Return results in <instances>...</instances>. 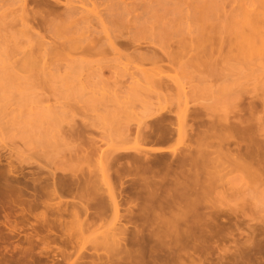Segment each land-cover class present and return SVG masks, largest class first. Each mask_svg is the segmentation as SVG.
Returning a JSON list of instances; mask_svg holds the SVG:
<instances>
[{
  "label": "rangeland",
  "instance_id": "374dc122",
  "mask_svg": "<svg viewBox=\"0 0 264 264\" xmlns=\"http://www.w3.org/2000/svg\"><path fill=\"white\" fill-rule=\"evenodd\" d=\"M4 1L5 3L7 1L9 2L5 4L4 2L2 3V0L0 1V6L5 4L0 9V17H1L0 19H2L3 16L5 18L10 17L6 15H12L11 17L15 16L17 17V19H19L21 15L20 4L15 3L13 1L11 2V0H4ZM30 1L31 2L28 5V18H30L28 20H30V22L29 21L24 22L27 27H23L25 25L21 26L20 25L21 21L18 20L15 23H13L15 24V26L17 24V28L16 27L15 29L10 28V30L8 31V34H5V37L3 36L4 32H1L2 30L0 31V36L2 37L0 38V174L5 173L8 177L10 170L13 169L14 171L18 172L17 174L18 176L15 175V178H17L19 182L25 187L24 200L27 202L32 200L33 195L35 194V190L39 189L40 186L38 185V183H42L43 185L48 184L51 187V184H52L51 181H52L53 176L59 179V178H63L67 176L68 174L74 173L79 177H86V178L90 177L91 187L94 188L95 190L87 189L83 185L82 187L75 188L71 194L63 196L64 199L62 200L60 198L62 195L60 194L55 195V196L54 195L46 196L44 199L45 203L53 199V202L51 201L49 202V204L58 203L60 201L76 204L74 208L70 209V212H65L62 215L57 214V212L54 209L45 205V206H40L37 210H32L29 213L27 212L24 220H22L23 218L17 217V220L20 223V230L13 232V233L4 232L3 234L0 235L2 237L0 238V264H72L73 261L74 263L78 262L77 259L84 255L86 256V254L95 255V253H97L96 255H100L101 258H104V256L108 257L109 254H107L106 256L105 253H107V251L109 252L113 250L114 247L112 246L115 245L112 242L113 239L111 240L108 237L109 236L113 237L114 233L121 234L122 233L121 230H125V229H122L123 227L126 226L128 232L129 233L131 232V234L134 233L138 227L139 229L142 228V232L144 231V236L147 235L146 237H149V235L151 234L153 235L155 231H152L151 233V230L153 229L156 231L159 230L158 229L159 227L158 228L156 227L158 230L154 228L155 226H158L160 224L157 221L159 224L155 225L156 222L152 220V218L154 217L150 216L147 222L142 220V222L144 221L145 223H147L146 225L144 224L145 226L143 225L144 227H146V230L143 229V227H141L142 226L141 219L138 218L140 220L139 222V220L136 217H139L138 215H141V214L143 215L144 211L146 213H149L150 211V214H152L151 212L155 207V203H156V207L157 205L159 207L160 206L159 204H164V202H166L164 199H161V196H163L164 192L166 191V190H162V187L163 189H167L170 187L171 190H173L174 184H175L174 176L177 177V175H179L178 172H180V170L177 169L179 167L178 163L185 160L186 162H188V164H190L189 158H191V156L193 157V155H195L194 154L195 152L197 155L194 156V158L195 160L197 158V163L196 162L194 164L191 163L192 167L195 164L197 165L201 164L200 166H202L205 169L201 167L202 170H199V171L208 170V168L203 166L204 164L207 167H209V169L211 167L212 168L215 167L214 163L216 161L214 159L218 156L215 154L225 153L227 150L225 147L226 146L225 144L227 143L226 141L224 142L225 139L224 138L222 139V136H219L220 131L217 128L216 129L218 130V133H217L218 139L216 137H212L211 135L210 137L209 133L208 134L206 133L209 131L208 127H210L211 125H216L217 127L219 126L220 128L221 125L223 126L224 124H226V122H229V120L233 122V119L239 116L238 112H240L239 110H241V107H243L242 104L244 103L248 104L250 103V101L251 102L255 101L257 106H260V107L262 106V102L264 103V100H262L264 99V93L262 92L264 91V89H262L264 88L263 86L264 85L263 84L264 83V77H263L264 72L262 70L264 69L262 68L264 66V63L262 62L264 61L262 60L261 62L260 55H257V56L253 55L251 57L252 60L250 58H245V57L242 58L241 55L238 54L239 52L236 51L237 49H236V46L234 45L235 40L234 39L232 40V36L230 35L228 36V34H224L223 37H221V38L225 37V40H227V42L224 41V43L220 41L221 39H218V36L217 38H214V39L210 37L212 40L207 39L208 41H205L204 39L201 40V38L204 37L203 35L207 33L205 32V30H207L206 28L209 27L208 26L209 23H207L206 21H208L209 19L205 16L208 20L204 19L205 25H207V26L204 25L206 27L204 29V32L201 31V29L199 30V28L197 29V27L195 26L200 24L199 21L201 22V20L195 22V23H198L197 25L194 24L193 21L195 20L191 16H193L196 10L194 12L192 8L195 7L197 9L196 3L198 5L199 3L201 4V2L203 1V4L205 3L207 4L205 5L202 4V7L203 9H206L205 13L209 14L207 12L208 7L211 6V3L213 4L212 2L213 0H210L211 2L209 0H201V1L200 0H188L189 2L185 0L186 3H189L191 5L190 6L191 9L190 7H188L189 10L187 9V6L189 4L187 5L184 0H180L181 2L179 0H172V4L175 1H179V2H176V4L179 3L178 8L182 7L183 9V10L178 9V11L180 10V12L178 11L176 12L182 14V11H183L184 12L183 15H185V11H186V15H187L186 17H182L183 16L182 15L181 16L182 18L181 17L177 18L178 15H176L177 20H179L180 18L181 19L184 18L183 19L184 23L183 22L181 23V19H180L179 24H182V25L186 24L187 26L184 25L183 28L187 30L190 27L189 31H185V32H187L189 38L192 39V41L189 39L188 40L193 45H190L191 43H189L188 45L193 46L192 48L194 52L186 48L188 51H190L189 54L191 56L187 57L188 53H186L185 51H184L185 52L184 54L187 55L186 57H183L179 60L178 58L183 56V54L181 56L179 55L178 57L175 56L178 59V63L179 62H181V64L183 63L182 64L183 66L184 65L188 66V62L191 65L190 67H186L187 69L186 74H189V75L191 74L190 77H186V78L183 77L184 75L182 73L181 74L183 76L179 74L180 72L178 71L180 69L183 70L184 67L180 66L181 64L180 65L178 64L180 69H176V67L174 66V64L176 63L170 64L172 59L167 58V51L170 52L174 50L172 47L170 48V46L174 47L177 44V42L182 40V37H181L182 34H180L179 36L181 38L180 39L178 38L179 41L177 38H175L177 37L175 34V31L177 30L176 31L177 33L180 32L178 29L180 28L179 26L181 25H179L178 24L179 21L177 22V20L175 19L174 12L170 14L172 15V17H170L169 15L170 19H168L167 17L168 21H170L172 18H174L176 21L174 22L173 19L171 20L175 24L173 23L174 26H168V28L169 27L171 28V29L169 28L170 30L168 29L169 31H171L173 28L175 29L176 28L175 25L177 26L178 24L177 27L179 28H176V30L172 31V34H174V36L170 35L167 29H165L167 28L166 26L168 22L167 20H166V24L162 23L160 20H157V22L160 21V23L158 22L156 24V22H154V24L157 25V27L159 26V24H162V25L165 24L166 27L160 26V28L163 27V29L166 30L165 32L169 33L165 35L166 33L163 30V32L165 33V34L163 33V35L167 37V40L170 39L171 36L173 37V39L171 37L172 41L170 39L168 40V42L163 41V40L162 42L161 41L162 38L157 36V39H156V36L153 35L151 32H149V34L147 35L149 36L152 34L155 40L152 39V35L149 36L151 38H148L147 35L141 36V33H140L141 38L138 36V38H136L137 39L136 41L140 39L141 40L138 42H134L133 38L135 39V37L131 36L133 34L132 31H134L133 29L131 30L132 27L130 28L128 32L130 34L128 38H130L131 40V38L133 37L132 46L135 45L134 43H137L136 45H141L142 48H144L142 50L143 52L144 50L149 49V47L145 46L147 44L148 46L153 48L154 51L157 50L156 52L159 51L162 53L163 57L158 52V54H160V57H162L163 59L162 61L163 63H161L162 65L158 64L157 66V65H153L155 63L152 64V62L150 61H148V63L147 61H144V62L141 60L139 61L138 58L134 56L137 59L136 60L135 58L132 57L133 56L132 53H134L133 52L134 50L124 48L126 45H130L132 42V41H129V39L127 38L128 34L127 32H125L124 28L127 29L128 31V27L132 26L135 20H134L133 14H130L129 16L126 17V19H129L127 20L129 22V25L127 21L125 23L124 19L123 21L112 19L114 20V24H113V21L111 20L110 15H108L110 13L109 8H111L109 5L111 6L113 5V2L110 3L111 2L110 0L109 2L108 1L100 2V4L96 6L91 5L93 7L90 6V4H92L91 2L85 1V5L83 6V8L86 10L94 11L96 9L97 12H100L101 14L105 15V17H107L104 23L106 27H102L101 24L96 23L97 25V26L95 25L96 27H91L88 29L79 28L80 29L79 30L75 28L78 32L75 31V29H73L74 31L73 34L74 33L75 34L73 35L72 33L71 34L69 33L68 36L66 32H71V31H67L61 28L62 29L61 31L65 33L63 34L61 32L62 33V36H61L59 34L60 30L58 32L55 30L56 32L54 31L55 33H53L52 31L54 28L49 27V26L47 27L42 24L43 20L45 19L46 20L52 19L51 21L55 23L56 20L54 18L58 17L59 14H62L63 12H65V5L67 2L66 0H30ZM112 1H115V0H112ZM117 1L118 2L124 1L126 4L136 3L139 5L144 0H130L128 2L127 0H116L114 3H118ZM149 2L150 0L147 3ZM208 2H209V6L207 7L206 5H208ZM143 4H145V2ZM192 5L194 7H192ZM199 6L201 5H198V7ZM232 6L233 5L231 3L230 5H229V2L227 3L226 8H228L227 9L228 14L232 12L233 10ZM234 7L236 8V6ZM200 8H198L197 10H201ZM3 12L4 13L6 12V13L4 14ZM50 16L51 17L53 16L54 18H51ZM187 17H189V20H187ZM211 18H210L211 20H209L210 24L212 23L211 25H214L215 23L213 24V17ZM185 19L189 22H187ZM131 21H134V22L131 23ZM116 22H119L121 26H118L117 28L118 23ZM121 22H124V24L128 26H124L123 23ZM171 24L172 22L170 23V25ZM155 25H154V28L158 29L159 27L157 28L155 27ZM168 25H169V22H168ZM11 27H14V26L12 25ZM120 27L123 29V30L122 29L120 30L121 32H123V35L120 31H118ZM24 28H28L29 30L28 33L32 35V37H29L30 40L28 39L29 42L28 40H25L28 37L24 38L23 36H21V34L18 33L19 31L21 32V30L23 32ZM133 28H135L134 25H133ZM209 28L208 30H211L212 26ZM12 30L18 31L16 33L19 34V39L15 38V36L16 37L18 36L16 34H14V36L9 35L13 33ZM24 30H25L24 31L25 33L27 29H24ZM180 30H182V28H180ZM185 32L183 30V33ZM211 32L213 33V28ZM212 33L211 35L207 33V35L213 37L215 34L214 33L212 34ZM124 34L126 35V37H122V36H125ZM36 35L39 36V38L41 37L43 41L47 42V44L54 45L58 43L59 45L61 41V45L64 44V47L66 48L62 46L63 48L60 49L62 51L58 50V53L62 52L61 54L60 53L59 55L55 54L54 57L48 56L49 58L46 57L43 60L44 65H47L45 64L46 61L48 63L47 66H49L48 67L49 69L46 70L47 72H45V70L43 71L42 69H40L41 70L39 71L40 73L38 71L35 73L33 70H29V69L28 70L30 72L27 73L26 72L28 71L27 69H24L23 70L24 72H23L22 71L23 66L21 67L20 64H18V62L23 60V57L25 56V55L23 56V54L26 53L25 49H30L29 46H31L33 41H35L34 43H36L37 41L36 39H38ZM69 35H72L71 40H70ZM133 35H137V33ZM207 35L206 37H208ZM159 36H161V34ZM183 36L185 37L187 36V34L185 33V35L183 34ZM188 36L186 38H188ZM57 37H59V39L60 37H62L63 40L62 38L59 40L57 39ZM144 37L145 39H143ZM65 38H66V41L64 40ZM73 38L75 41L73 40ZM75 38L80 41L76 40ZM97 38L98 40L100 39L103 42L101 41L99 42ZM159 38L162 44H160V42L158 41ZM186 38H184V40ZM92 39L93 40L96 39L98 43H102V44H100V46L97 48H91L88 45H89V41H93ZM228 39L231 40L232 42L228 41ZM72 41L76 43V44L74 43L75 47H73V43L72 44L70 43ZM185 41L184 43L186 44ZM26 42H28L29 44L28 43L26 44ZM66 42L71 44V46ZM158 42L160 46L158 45ZM165 42H167V44L169 43L167 46H169L170 49L167 48V46H165L164 44ZM219 42L222 43V47L225 46L224 50H220L221 45L219 44L221 43ZM115 43H118V46L120 48L119 51H116L113 48V45ZM203 43L207 44V49L206 47L204 48L206 50L209 49L208 50L209 52L205 51L204 48H203L204 51L203 50L201 51V49H198V52H196L195 48L199 46L203 47V45H201ZM79 44L80 45L82 44V45L80 46ZM12 46L13 47L15 46L16 50L15 49L13 50ZM23 46L26 48L24 49ZM234 46L236 50L232 49V47L234 48ZM164 47L169 50L165 51L166 49H164ZM68 48L69 49L72 48V49L69 50ZM230 50L231 51L233 50L232 52L234 53V55H232L233 53L231 54ZM234 50L236 52H234ZM199 51L202 53L205 52V55L207 54L206 52H208V54L209 53L211 54L213 52L214 54L212 53V55L209 54L206 56H203L204 54H202L200 55L201 57L203 56L201 58L200 56L197 55L198 53H200ZM235 54L236 55L238 54L239 56L236 57ZM196 55L198 57H196ZM58 56H61V57L58 58ZM164 56L166 57L164 58ZM192 57L193 58L195 57V59L194 61L192 60L191 62L190 61L191 59L189 58H192ZM239 57H241L242 59ZM52 58L54 59L53 60L54 63L51 64ZM256 59L259 61H256ZM254 60L256 61V63ZM139 62H141L140 64L142 65H140ZM17 64L20 66L19 68H17L18 67ZM149 64L155 67L153 66L150 67ZM52 65L54 66L52 67ZM251 65L252 66L254 65V66L251 67ZM47 66L45 68H47ZM159 66L160 67L163 66V68L166 67L167 70L165 69V71H167V73L164 71L163 68H160ZM137 69L145 70L146 72L150 74L161 73L162 76L166 78L168 77V80L170 79L169 76L171 77V80L172 78L177 79L179 84L180 83L182 84L181 87H183V90L185 92L184 96H186L184 98L186 99L181 98L182 99L181 100L180 97H183V96H179L178 97L179 99H177L178 102L180 103L179 104L175 100L176 99L175 97L177 96H175L174 99L172 96H170L173 99L171 101L170 100L171 98L168 96L170 95L168 92L162 89L163 90V94H162V93H159V92H162L161 90L156 91L153 88L152 89L156 92H152L153 90H148L151 92V93L148 92L149 95H147V93L145 92L143 94L144 95L146 94V95L143 96L142 93L140 92L141 93L140 95L146 98H143L141 96H139L140 98L138 99L132 98L134 96H132L131 94L134 95V92H136L135 90H133V88L139 89V86L137 87L136 85L135 86L132 85V83H130L132 82L131 79H129L130 77L124 78L125 77L124 75L130 76L131 74H133V71L136 70L137 72ZM161 70L165 72L166 74L165 73L163 74ZM252 72L254 73L253 75H255L254 77H252L253 75L251 76ZM258 74H262V76ZM96 76L97 78L98 76L100 78L95 79ZM101 77H103L104 79L101 80ZM110 78H115L114 80L116 81L120 79V81L119 80L118 81L122 82L123 85L121 87L119 85L120 88L119 87L117 88V86L112 84L114 80L113 79L111 80ZM104 80H106V82L109 80L108 82L111 84L109 85V83L108 84L104 83L103 82ZM122 80H125V81H122ZM256 80L259 82H257ZM99 81L101 83H99ZM124 82L126 84H124ZM179 84H176V85L173 84V85L177 87V85ZM261 84H262V87H261ZM181 87L179 85L177 89H179L180 91ZM130 88H132L131 90L133 91V93H131L132 91L130 92L129 90ZM140 91H143V90H140ZM144 91H147V90H144ZM180 93H182V91ZM137 94H135V96ZM260 95L261 96L263 95L262 96L263 98ZM114 96H117L118 98ZM148 97L150 98L147 99ZM108 99L111 100V103L109 102ZM115 99H119V100L116 101ZM139 99H143V100H139ZM143 102H145V104ZM186 102L187 104L185 105ZM181 108L182 110L185 108L184 111H182ZM258 109L260 108L258 107ZM186 110L188 111L186 113L187 114L186 121L188 118L190 119L187 121V123L189 121L192 122V117L196 116L194 115V116H191V118L189 117V115H192V111L194 112V114H197L199 118H201V120H203L202 122L204 123V125L201 122H199L200 124L198 125V127H200L201 124L203 125L202 127H200L201 130L197 128V124H196L195 127L197 128V130L191 131L193 130L191 128L190 131L188 132L189 126L191 123L188 124V130L184 128L182 116L185 114ZM180 113L182 114L181 116L179 115ZM235 114H238V115H235ZM260 117L262 118V115H260ZM163 119H166L167 121L169 120L168 122L166 121L167 125L169 126L172 125L171 131H172L173 136L171 135L170 137V139L172 140L168 141L166 144L163 143L161 145L160 144L161 142L160 143L158 142L159 143L158 144L154 142V140L152 139L151 140L153 142L149 140L150 141L149 144L147 143L148 141L145 142L144 144V142L142 141L143 138L138 139L140 135V131L141 133L142 132L147 133V135L149 136L151 133L150 127L152 128L153 123L159 120H163ZM257 122H259V120ZM260 124L261 125L257 124L259 127L258 126L256 127L258 128V130L260 128L259 139L261 138L263 140L262 144L264 145V120H262ZM147 125H150V126H147ZM255 125H256V121H255ZM192 132H194V134H192ZM197 134L199 135L197 136ZM140 136H142V134ZM139 141H141V144L139 143ZM192 146L196 147V148L193 147V151L191 150L192 148L190 149V147ZM94 147H96V149L98 148L97 153ZM197 147L198 149H200V151L202 150L204 151L202 152L198 151ZM158 148H162L165 151L161 153H156L155 151ZM227 148H230V147L227 146ZM233 148L235 147L233 146ZM99 149L101 151H99ZM189 149L191 150V153L193 152L192 154H190L187 151ZM136 150H142V152L145 151V153L142 154L141 152V154L143 155V157H145L150 162V169L145 167L146 168L145 170V168L142 167L139 170L132 165L128 157H130V155L131 157L135 155L140 156V153H139L140 151H138L137 154H135ZM85 151L88 154L90 153L91 154L88 155L86 154ZM100 152H102V154H105L106 157L108 155L112 157H120V154H122L121 155L122 157H120V160L122 161H120L121 163L119 162L120 165L119 163L118 164L116 163L117 165H113L107 159H105L106 157H104V160H100L98 158L99 157L98 153ZM204 152L208 153L207 155H209L210 153L212 159L213 157L215 158L213 160L211 159L209 160L210 156H208V160L207 159L205 160V158H207L206 157L207 155ZM83 153H85L86 155ZM110 153L115 156L111 155ZM212 153L215 156H212ZM145 154L146 156L147 155H150V156L146 157ZM184 154H185V157H184ZM87 155L91 157L89 158V160H87L88 157H85ZM187 155L188 156L191 155V156L188 158L186 157ZM198 155H199V158L202 156L203 160L202 158L199 159ZM161 158L164 159L165 163L163 162ZM194 158L192 159V161L194 160ZM125 159L126 161L129 160L130 162L127 161L128 162L127 163ZM157 160L160 162V163L158 162L160 166H161V163L165 165V166L162 165L161 167L162 169L158 167L159 165L158 166L154 165L155 163L157 164ZM171 161L172 163L176 162L175 165L173 164L174 167L171 166L172 165ZM208 161L210 163H207ZM167 164H169L168 165L169 169L166 166ZM176 164H177V167H176ZM188 164L185 163V167L188 166L187 169L189 170L190 166ZM163 167L166 169H163ZM175 168H176V171L173 170ZM141 169L145 171H142ZM118 170H120L121 180H119V175L117 174ZM137 170H139L140 172L138 173ZM238 172H236L237 174L235 173L236 175L232 174L235 177L232 175L229 176L230 178L233 177L232 179L227 178L229 182L233 181L232 184L231 182L230 184L227 183L228 180H225L226 184L229 185V187H227V185L224 184L225 186L224 189L226 190L223 192H227L228 190L227 188L232 189L234 187L232 191L231 190L229 191L230 198L228 197V195L226 196L224 195L225 197L223 196L224 198L222 197V199H220L221 197L218 194H221L222 189L218 190L219 191V192L217 191L218 194L214 193L212 198L210 197L211 198L209 199L210 201L209 202L207 201L206 203L208 205L209 204L211 205L212 200H214L215 202L213 201V204L215 205L217 204V206L219 207L216 208V207H211L213 205L211 206L209 205V207H211L210 209H208L210 210L209 212L208 210H204V208H201L200 210H198L197 207L193 208L192 206L191 207L187 206V208H190L189 210L186 207L183 209H181L180 207L181 210L177 211L178 209L177 204H172L176 208V211H174L173 207L168 208L169 206H171V204H169V206H168V203L164 204L163 208H166L165 206H167L168 209H172V211L169 210L171 213H168V209L166 210L167 213L169 214V215L166 214L168 216V217L166 216L167 217L166 219L170 221V222L166 221L168 222L167 224H169V226H171L172 228L173 221L175 222L174 224H176L177 222L175 217L174 219L172 218L173 216L172 214L173 213L176 215L178 214L177 218L179 217V214H181L180 217H182L183 210L186 212V215H187L186 216L185 212H183L184 217H188V220H190L189 218L199 219V216H200L199 213H202L203 215V214H207L208 212L210 215V213L212 212L211 215H215L216 213L219 214L218 215L219 217L216 216L217 214L214 216V218L218 217V219L214 221V224L216 223L217 220L219 221L220 219L219 221L221 223L220 225L223 226V228H221L222 231H224V226L227 227V224L230 226V228L229 226L227 228L225 227L226 229L224 232H230L231 230H233L232 232H234L235 231L234 223L238 221L239 228H238V231L236 230V232L234 233L236 235L235 238L240 239L241 242L244 243V241H246L244 239L247 238V235L248 234L252 235L254 234L253 232H255V236L254 235L252 236L255 237V239L257 237L256 240L262 239L264 242V234H263L264 232V186H263L264 178H262L263 180H261L260 182L258 180H254L253 178L251 179H247V177L244 178L241 176L242 175L241 173L243 172L241 171H238ZM10 175L14 177L13 174L10 173ZM165 176H166V179H165ZM13 177L12 179L17 181ZM162 178L164 179V181H162ZM148 179H151L152 184L149 183ZM167 179H169L168 183H167ZM37 181L39 182L37 183ZM160 182H164V183L161 184ZM172 182H173V185H172ZM2 183H3V180L0 181V185ZM121 183H123V185ZM166 183L169 186H167ZM142 186L144 187L141 188ZM243 186H246V187H244L243 189ZM152 188L153 190L156 189L155 194H154V191L151 192ZM160 188H161V191L163 192L162 194L160 192L158 194L157 192L160 190ZM109 189H113L115 192L116 191L121 192V190L123 189L122 191L124 192L125 196L127 197L131 196L130 200H128L127 202L122 201V199L120 198L122 206L120 207V210H119L120 213L118 214V216L109 207L111 206L110 203L108 205V199L110 201L109 195H107ZM175 189L171 193H169L173 196L172 197H170L171 195L168 196L170 197L169 201L171 203H173L172 200L176 199V195H174ZM136 192L137 193L143 192V197H142V193H140V196L138 197L139 193L137 195ZM168 192L170 191L168 190ZM244 193H247V194H244ZM2 194H3V191H2V187L0 186V204L8 203L9 198L6 197L5 199H3ZM153 194L154 196L157 195V197L154 198V196H151ZM144 195H145L146 200L144 199ZM222 195L223 193L221 194V196ZM104 197L106 198V200ZM99 198L100 199L103 198L102 200L103 202H105L103 204H106L108 208H106L104 212L97 215L96 217L89 218L88 215L93 214L95 210L91 208L87 212L89 214H87L84 210V207L86 203H91L94 205V202ZM157 198H159L160 200H158ZM177 198H179V196H177ZM225 198L227 201L225 200ZM224 201L225 203H227V205H224L223 203ZM206 203L204 202V204H202L204 205L203 207H205V205L207 206ZM150 207H153V209H151ZM220 207L224 213H222V210H219ZM238 207H240V209H238ZM229 208H231L230 209L231 211L229 210ZM234 208H236L238 211L237 210L235 211ZM129 209L132 210L131 213L136 218V219L134 218L135 221H132V223H129V219L126 220L125 218V216L129 217V213H128ZM211 209L214 211H212ZM202 211L205 213H203ZM194 212L197 214H195ZM213 212L215 213L213 214ZM226 212H229V213L232 212V213L229 214ZM234 212L235 214L237 213L236 216L233 215ZM184 217L182 218L186 220V218ZM233 217H236L239 220H236V218L233 219ZM164 219H165V216H164ZM196 219L192 221H197ZM165 220H164V223H166ZM179 220L181 219H178V221ZM188 220L186 221L188 222ZM210 220L211 219L209 218V220L206 221L208 226L210 222L212 223V220L211 221ZM192 221H189V222H192ZM218 221L216 223V226L219 223ZM136 223L139 224V226H137ZM223 223L226 225H224ZM153 224H154V227H153ZM167 224L166 226H168ZM174 224H173V230L177 226ZM147 225L149 227H147ZM161 225H164L165 227V224H161ZM209 227H210L209 231L215 233L216 230L219 231V228L221 226L215 227V225H212V226L210 225ZM258 230L262 231L263 235H261V233ZM101 235H105V236L108 235V237H105V236L103 237ZM108 242H112L111 245ZM107 243H108L107 246H110V247H107V246L105 247V244ZM232 244L233 243L229 242L225 244V246L228 249L231 248V250H234L236 246ZM216 245L217 244H214L213 246H216ZM221 245L220 247H222ZM130 248L132 249V246H130ZM135 249H138V247H136ZM87 260L88 261L90 260V262L93 261L91 259H86V261ZM104 260L107 261V259H103V261ZM83 263L85 262L83 261ZM187 264H190V263H187Z\"/></svg>",
  "mask_w": 264,
  "mask_h": 264
},
{
  "label": "bare ground",
  "instance_id": "6f19581e",
  "mask_svg": "<svg viewBox=\"0 0 264 264\" xmlns=\"http://www.w3.org/2000/svg\"><path fill=\"white\" fill-rule=\"evenodd\" d=\"M1 1V0H0ZM15 2V3H18V4H20V6H21V15H20V18L19 19H17V17H15V16H13V17H11L12 15H6V16H10V17H4L3 16V18L2 19H0V31L1 32H4V37H5V34H8V31L10 30V28L11 29H15V27L17 28V24H16V26H15V24H13V23H15L16 21H21V26L22 25H25V23L24 22H27V21H29L30 22V20H28V19H30V18H28V5H29V3L31 2L30 0H11V2ZM67 2H66V5H65V12H63L62 14H59L58 15V17H56V18H54L53 16L51 17V18H54L55 20H56V24L55 23H53L51 20H43V22H42V24L44 25V26H49V27H52V28H54L53 29V33H55L56 31L58 32L59 30V34L62 36V33H63V31H61L62 29L61 28H63V29H65V30H67V31H71V32H66L67 33V36H68V34L70 33H72L73 34V29H75V28H77V29H79V28H86V29H88V28H91V27H96L97 25H96V23H98V24H101V26L102 27H106L105 26V20H106V18L107 17H105V15H103V14H101L100 12H97L96 11V9L94 10V11H89V10H86V9H84L83 8V6L85 5V1H88V2H91L92 4H90V6L91 5H93V6H96V5H98V4H100V2H105V1H108L109 2V0H66ZM111 2L110 3H112L113 2V5L111 6V5H109L111 8H109L110 9V13L108 14V15H110V18H111V20L112 19H115V20H121V21H123V19L125 20V23H126V21L127 20H129V19H126V17L127 16H129L130 14H133V17H134V20H135V22L134 21H131V23H136V24H134L133 23V25L135 26V28H133V25L132 26H129L128 27V31H127V29H125L124 28V30H125V32H127V38L129 37V30H130V28H131V30L133 29L134 31H136V32H134V31H132V33L133 34H135V33H137V35H131V36H134L135 37V39L133 38V40H134V42H138V41H140V40H138V41H136L137 39L136 38H138V36L141 38V36H144V35H147V34H149V32H151L153 35H155L156 36V39H157V36L158 37H160V38H162L161 39V41L163 40V41H167L168 42V40H170L171 39V37H170V39H168L167 40V37H165V35H167V34H169L170 33V35H173L174 36V34H172V31H174V30H176V28H182V30H180V28L178 29L180 32H176L175 31V34H176V36L177 37H175V38H181L182 37V40H180L179 41V39H178V41L179 42H177V44L173 47V46H170V48L172 47L174 50L173 51H167V50H169L170 48H169V46H167L168 44H167V42H165L164 44H165V46H167V48H169V49H167V48H165L164 47V49H166L165 51H167V58H169V59H172V61L171 62H173V63H171L170 62V64H174V63H176V64H174V66L176 67V69H180V67L178 66V64L180 65L181 64V62H179L178 63V59L180 60L181 58H183V57H186L187 55V57H189V56H191L190 54H189V52L190 51H193V46H190V45H193L189 40H191L192 41V39H190L189 38V36H188V33L187 32H185V31H189V28H188V30L187 29H185V28H183V26L184 25H186V24H184V25H182V24H179L180 23V19L182 18V17H186L187 15H186V11H185V15H183L184 14V12L182 11V14H180V13H178V12H180V10L178 11V9H182V7H179L178 8V6H179V3H177L176 4V2H179V1H175V2H173V4H172V0L169 2L168 0H150V2L149 3H147L149 0H144L141 4H136V3H130V4H126L124 1H120V2H118V3H114L115 1H112V0H110ZM128 1H130V0H127V2ZM185 1V0H184ZM183 1V2H184ZM201 1V0H200ZM199 1V2H200ZM210 1V0H209ZM5 3V1L4 0H2V3ZM7 2H9V1H7ZM6 2V3H7ZM145 2V4H143ZM181 2V1H180ZM187 2H189L188 0H187ZM196 2H198V1H196ZM211 2V1H210ZM213 2V4L211 3V6H209V2H208V5H206L207 7H208V13L209 14H206L205 13V10L206 9H203V7H202V4H203V1L201 2V4L199 3L198 5H201V6H199L198 7V5H197V3H196V7H197V9L198 8H200L201 10H197L193 5H192V7H194V8H192L193 10H194V12H195V10H196V12L194 13V12H192V13H194L193 14V16H191L195 21H193L194 22V24H198V23H195V22H197V21H199V20H201V22L199 21V23L201 24H198L197 26H195V27H197V29L199 28V30L201 29V31H203L204 32V29L206 28L205 26H207V25H205V22H204V19L206 20L207 18L209 19V20H211L212 18L211 17H213V24L214 25H211L210 24V21L208 20V21H206L207 23H209L208 24V26L209 27H211L212 26V28H213V33L215 34L213 37L212 36H208L207 35V33L208 34H210L211 35V30H212V28H211V30H208V28L209 27H207L206 29L208 30H205V32H207L206 34H204L203 36V38H201V40L202 39H204L205 41H208V40H210L211 38H217V36H218V39H221L220 41L222 42V43H224V41H226L227 42V40H225V37L224 38H221V37H223V35L224 34H228V36L230 35V36H232V40L234 39L235 40V43H234V45L236 46V49H235V46H234V48L232 47V49H235L236 51H238L239 53L238 54H240L241 55V57L243 58V57H245V58H250L251 59V57L253 56V55H260L259 57H260V60H261V62H262V60L264 61V0H213L212 1ZM229 2V5H230V3L233 5L232 7H233V10H232V12L230 13V14H228V11H227V9L228 8H226V6H227V3ZM5 3V4H6ZM87 3V2H86ZM185 3H186V1H185ZM184 3V4H185ZM4 4V5H5ZM181 4V3H180ZM183 4V3H182ZM187 5L189 4V3H186ZM205 4H207V3H205ZM205 4H203V5H205ZM4 5H1L0 6V9H1V7H3ZM80 5V6H79ZM93 6H91V7H93ZM108 6V7H109ZM180 6H182V5H180ZM191 5L189 4L188 6H187V9H188V7H190ZM234 6H236V8L234 7ZM186 7V6H185ZM206 7V8H207ZM5 8V7H4ZM3 8V9H4ZM235 8V9H234ZM98 9H99V7H98ZM190 9H191V7H190ZM183 10V9H182ZM189 10V9H188ZM193 10H191V11H193ZM108 11V10H107ZM176 11H178V12H176ZM227 11V12H226ZM174 12V16H175V19H176V15H178L177 16V18H179V17H181L182 15V17L179 19V20H177V22H178V24L179 25H181V26H179V27H177L178 26V24H177V26L175 25V29L173 28L171 31H169L170 29L168 28V26H174V22H176L175 21V19L174 18H172L173 20H174V22L173 21H168L167 20V17H168V19H170L169 18V15L170 14H172ZM4 13V12H3ZM6 13V12H5ZM4 13V14H5ZM19 13V14H20ZM176 13V14H175ZM136 14H138V15H136ZM180 14V15H179ZM187 14H188V12H187ZM135 15V16H134ZM207 18H206V17ZM170 17H172V15H170ZM1 18V17H0ZM128 18H130V17H128ZM211 18V19H210ZM184 19V18H183ZM183 19H181V23L184 21ZM58 20V21H57ZM157 20H160L162 23H165L166 24V20L169 22V25H168V22H167V24H166V26H167V28H165V29H167V31L169 32H165L166 30L165 29H163V27L165 26V24L164 25H162V24H159V28L157 27V25H155L154 24V22H156V24L159 22L160 23V21H158L157 22ZM163 20V21H162ZM186 20V19H185ZM187 20H189V17H187ZM186 20V21H187ZM54 21V20H53ZM113 21V24H114V20H112ZM111 21V22H112ZM215 21V22H214ZM28 22V23H29ZM128 22V21H127ZM172 22V24L170 25V23ZM187 22H189V21H187ZM116 23H118V25H117V28H118V26H121V24L119 23V22H116ZM121 23H123V25L124 26H128L129 25V22H128V25H126V24H124V22H121ZM174 23V24H173ZM184 23V22H183ZM204 23V24H203ZM111 24V23H110ZM188 24V23H187ZM193 24V23H192ZM14 26V27H11V26ZM18 25H19V23H18ZM96 25V26H95ZM131 25V24H130ZM154 25H155V27H157L158 29H156V28H154ZM203 25V26H202ZM205 25V26H204ZM99 26V25H98ZM115 26V25H114ZM113 26V27H114ZM123 26V27H124ZM160 26H163V27H161L160 28ZM165 26V27H166ZM187 26V25H186ZM185 26V27H186ZM23 27H27L26 25L25 26H23ZM22 27V28H23ZM194 27V26H193ZM201 27V28H200ZM29 28V27H28ZM28 28H24V29H27V31L24 33V29H23V32H22V30H21V32L19 31H15V30H12L13 31V33H11V34H9L10 36H14V34H16V35H18L17 37L15 36V38H17V39H19V34H21V36H23L24 38L25 37H28L27 39H25V40H30V38L29 37H32V35H30V33H28L29 32V30H28ZM116 28V27H115ZM116 28V29H117ZM8 29V30H7ZM122 28L120 27V29L118 30V31H120ZM169 29V30H168ZM194 29V28H193ZM196 29V28H195ZM196 29V30H197ZM210 29V28H209ZM56 30V31H55ZM80 30V29H79ZM113 30V29H112ZM123 30V29H122ZM163 30H164V32L166 33H164L163 32ZM183 30H184V32L187 34V36H188V38H186L187 36H183V34L185 35V33H183ZM198 30V31H199ZM7 31V32H6ZM11 31V32H12ZM55 31V32H54ZM75 31H77L76 29H75ZM87 31V30H86ZM85 31V32H86ZM117 31V30H116ZM193 31V30H192ZM195 31V30H194ZM197 31V32H198ZM209 31H210V33H209ZM16 32H18V33H16ZM62 32V33H61ZM78 32V31H77ZM121 32V31H120ZM120 32H118V33H120ZM122 33V35H123V32H121ZM140 33H141V36H140ZM146 33V34H145ZM163 33L165 34V35H163ZM193 33H195V32H193ZM212 33V34H213ZM58 34V35H59ZM63 34H65V33H63ZM75 34V33H74ZM73 34V35H74ZM126 34V33H125ZM124 34V35H125ZM139 34V35H138ZM151 34V35H152ZM156 34H158V35H156ZM161 34V36H159ZM180 34H182L181 35V37H179L180 36ZM35 35V34H34ZM55 35V34H54ZM121 35V36H122ZM151 35H149V36H151ZM153 35H152V39L153 40H155L154 38H153ZM206 35L209 37H206ZM10 36H9V38H10ZM37 36V35H36ZM35 36V37H36ZM64 36V35H63ZM66 36V35H65ZM66 36V37H67ZM71 36L72 35H69V37H70V40L72 39L71 38ZM76 36V35H75ZM80 36H82V35H80ZM92 36V35H91ZM137 36V37H136ZM148 36V35H147ZM148 36V38H151V37H149ZM3 37V38H4ZM38 37V39H36L37 41H36V43H34L35 41H33V43H32V41H31V43L33 44V46H32V44H31V46H29V48L30 49H25L26 47H24V49H25V51H26V53L25 54H23V60H21V58H20V62H18V64H20V66L23 68H20V69H22V71L24 70V69H29V70H33L35 73L38 71H41L40 69H42L43 71L45 70V72H47L46 70L47 69H49L48 67L49 66H47L48 65V63H47V61H46V63L45 64H47V65H44V59L46 58V57H48V56H50V57H54L55 56V54H58L59 55V53L61 54L62 52H59L58 53V50H60L61 48H63L64 47V44H63V42H62V44L63 45H61V41H60V43H59V45H58V43L57 44H47V42H45V41H43L42 40V38L40 37L39 38V36H37ZM68 37V38H69ZM79 37V36H78ZM120 37V36H119ZM122 37H126V35L125 36H122ZM163 37H164V39H163ZM206 37V38H205ZM211 37V38H210ZM0 38H2L1 36H0ZM8 38V39H9ZM62 37H60V39H61ZM95 38V37H94ZM121 38V37H120ZM132 38H131V40H130V38H128L129 39V41H132ZM160 38H159V42H160ZM166 38V39H165ZM169 38V37H168ZM184 38H186L185 40H187V41H185L184 40ZM228 38V37H227ZM57 39H59V37H57ZM59 39V40H60ZM76 39V38H75ZM81 39H83V38H81ZM143 39H145V37L143 38ZM172 39H173V37H172ZM172 39H171V41H172ZM189 39V40H188ZM208 39V40H207ZM230 39V38H229ZM228 39V41H230V42H232L231 40H229ZM13 40H14V38H13ZM29 40H28V42H29ZM35 40V39H34ZM62 40H63V38H62ZM65 41H66V38L64 39ZM69 40V39H68ZM67 40V41H68ZM69 40V41H70ZM73 40H74V38H73ZM76 40H78V39H76ZM93 40V39H92ZM97 40H98V38H97ZM212 40V39H211ZM5 41V40H4ZM53 41H54V39H53ZM75 41V40H74ZM74 41H72V42H70L71 44L73 43V47H75L74 46ZM78 41H80V40H78ZM83 41V40H82ZM99 42L101 41V42H103L102 40H98ZM98 41H96V39H94L93 41H89V45L88 46H90L91 48H97V47H99L100 46V44H102V43H98ZM128 41V42H129ZM162 41V42H163ZM184 41L186 42V44L184 43ZM214 41V40H213ZM28 42H26V44L28 43ZM52 42V41H51ZM77 42V41H76ZM159 42H158V45L160 46V44H162L161 42H160V44H159ZM170 42V41H169ZM221 42H219V43H221ZM234 42V41H233ZM66 43H68V42H66ZM130 43V42H129ZM132 43H133V41L131 42V44L130 45H126L124 48H126V49H133L134 51V53H132L133 54V58H138V60L140 61H147V63H148V61H150V62H152V64L153 63H155V64H153V65H157L158 66V64L159 65H162L161 63H163L162 61H163V59H162V53L161 52H159L160 54H161V56L162 57H160V54H158V52H156V51H154V49L153 48H151L150 46H148L147 44L145 45V46H147V47H149V49H147V50H144L143 52H142V50L144 49V48H142V46L141 45H136L137 43H134L135 45L134 46H132ZM152 43V42H151ZM150 43V44H151ZM157 43V42H156ZM181 43V44H180ZM189 43H191L190 45H188ZM222 43L221 44H219V45H221L220 46V50H224V48H225V46H223L222 47ZM10 44V43H9ZM29 44V43H28ZM35 44V45H34ZM69 44V43H68ZM71 44H69L70 46H71ZM76 44V43H75ZM82 44H83V42H82ZM81 44V45H82ZM149 44V45H150ZM206 44V43H205ZM204 43L203 44H201V45H203V47H201V46H199V47H196L195 48V51L196 52H198V49H201V51L203 50V48L204 47H206V49H207V44L205 45ZM231 44V43H230ZM17 45V44H16ZM56 45H58V46H56ZM66 45V44H65ZM77 45H78V43H77ZM80 45V44H79ZM80 45V46H81ZM195 45V44H194ZM27 46V47H28ZM63 46V47H62ZM152 46V45H151ZM186 46V47H185ZM189 46H190V48H189ZM229 46H231V45H229ZM13 47V46H12ZM11 47V48H12ZM22 47V46H21ZM68 47V46H67ZM64 48H66V47H64ZM113 48L116 50V51H119L120 50V48H119V46H118V43H115L114 45H113ZM151 48V49H150ZM189 49L190 51H188L187 49ZM15 49V46L13 47V50ZM21 49V48H20ZM23 49V50H24ZM69 49V48H68ZM72 49V48H71ZM71 49H69V50H71ZM153 49V50H152ZM205 48H204V50L205 51H208V50H206ZM231 49V48H230ZM12 50V51H13ZM16 50V49H15ZM23 50H22V52H23ZM66 50V49H65ZM172 50V49H171ZM203 50V51H204ZM227 50V49H226ZM234 50V52H236ZM18 51V50H17ZM60 51H62V50H60ZM186 53H188L187 55H185L184 53L185 52ZM213 51V50H212ZM233 51V50H232ZM231 50H230V52H231V54L233 53ZM20 52V51H19ZM194 52V51H193ZM200 52V51H199ZM209 52V51H208ZM208 52H206L207 54L206 55H209L208 54ZM17 53V52H16ZM21 53V52H20ZM213 53V52H212ZM212 53L210 54V55H212ZM12 54H14V53H12ZM51 54V55H50ZM54 54V55H53ZM178 54V55H177ZM183 54V56H181ZM202 54H204L203 56H206L205 55V52L204 53H202V52H200V53H198L197 55L198 56H200V55H202ZM214 54V53H213ZM236 55L235 54V56L236 57H238L239 55ZM14 55H16V54H14ZM181 56V57H179L178 59L175 57V56ZM196 55V57H198ZM232 55H234V53L232 54ZM135 56V57H134ZM202 56V57H203ZM59 57H61V56H58V58ZM166 56H164V58H165ZM201 57V56H200ZM199 57V58H200ZM201 57V58H202ZM241 57H239V58H241ZM11 58V57H10ZM49 58V57H48ZM135 58V59H136ZM174 58V59H173ZM207 58H208V56H207ZM212 58H213V56H212ZM241 58V59H242ZM258 58V57H257ZM263 58V59H262ZM189 59H191L190 61L192 62V60L194 61V59H195V57L193 58H189ZM238 59V58H237ZM255 59V58H254ZM53 58H52V62H51V64L52 63H54L53 62ZM137 60V59H136ZM174 60V61H173ZM239 60V59H238ZM247 60V59H246ZM252 60V59H251ZM241 61V60H240ZM248 61H249V59H248ZM255 61V60H254ZM253 61V62H254ZM256 61H259V60H257L256 59ZM256 61H255V63H256ZM17 62V61H16ZM49 62V61H48ZM250 62H252V61H250ZM260 62V63H261ZM141 62H139V64H140ZM262 63H264V62H262ZM261 63V64H262ZM16 64V63H15ZM14 64V65H15ZM17 64V65H18ZM138 64V65H139ZM146 64V63H145ZM183 64V63H182ZM180 65V66H183V65ZM254 64V63H253ZM55 65V64H54ZM54 65H52V67L54 66ZM140 65H142V64H140ZM150 65V67H152L151 66V64H149ZM19 65H18V67L17 68H19L20 67ZM47 66V68H45ZM51 66V65H50ZM146 66V65H145ZM191 65L189 64V62H188V66H183L184 67V69L183 70H178L180 73L179 74H181L183 77H190V75L189 74H186V67H190ZM247 66V65H246ZM254 66V65H253ZM252 65H251V67H253ZM256 66H258V65H256ZM143 67V66H142ZM141 67V68H142ZM147 67V66H146ZM153 67H155V66H153ZM160 67V66H159ZM178 67V68H177ZM250 67V68H251ZM160 68H163V66L162 67H160ZM255 68V67H254ZM262 68H264V66L262 67ZM261 68V69H262ZM52 69V68H51ZM130 69H132V68H130ZM164 69V71H165V69H166V67L165 68H163ZM162 69V70H163ZM258 69H259V67H258ZM260 69V70H261ZM26 71L27 73L28 72H30V71ZM114 70V69H113ZM119 70V69H118ZM123 70V69H122ZM161 70V71H162ZM167 70V69H166ZM263 70V72H264V69H262ZM100 71V70H99ZM127 71V70H126ZM184 71V72H183ZM255 71V70H254ZM253 71V72H254ZM24 72V71H23ZM125 72V71H124ZM163 72V71H162ZM166 73H167V71H165ZM165 72H163V74L165 73ZM252 72V74H251V76L254 74ZM32 73V72H31ZM40 73V72H39ZM131 73V72H130ZM153 73H155V72H153ZM165 73V74H166ZM44 74V73H43ZM115 74V73H114ZM256 74V73H255ZM99 75H101V74H99ZM186 75V76H185ZM258 75H261L262 76V74H258ZM257 75V76H258ZM114 76V75H113ZM121 76H123V75H121ZM125 77L124 78H129V79H131V81L132 82H130V83H132V85H136L137 87L139 86V89L137 88H133V90H135L136 92H134V95L133 94H131L132 96H134V97H132V98H140L139 96H141V97H143V96H145L143 93H147V95H149L148 94V92L149 93H151L150 91H148V90H156V91H162V92H159V93H162L163 94V90H165L166 92H168L170 95H168L169 97L170 96H172L173 97V99H174V97L175 96H177V97H175L176 99V102L177 103H179L178 102V100L177 99H179L178 97L179 96H183V97H180V99L182 98V99H186V98H184V97H186V96H184V94H185V92H184V90H183V87H181L182 86V84L180 83L179 84V82H178V80L177 79H173L172 78V80H171V77L169 76V80H168V77L166 78V77H164V76H162L161 75V73H159V74H150V73H148V72H146L145 70H141V69H137V72H136V70L135 71H133V74H131L130 76H126V75H124ZM255 75H253L252 77H254ZM259 77V76H258ZM264 77V76H263ZM100 77L98 76V78H97V76L95 77V79H99ZM117 78H118V76H117ZM116 78V79H117ZM122 78V77H121ZM256 78V77H255ZM262 78V77H261ZM104 78L103 77H101V80H103ZM111 80L113 79H115V78H110ZM123 79V78H122ZM119 81H120V79H118ZM116 81V80H114L113 82H112V84L113 85H115V86H117V88L119 87V85H120V87L123 85V83L122 82H119V81ZM258 80H260V79H258ZM109 81V80H108ZM106 82V80H104L103 82L104 83H106V84H108L109 82ZM116 81V82H115ZM122 81H125V80H122ZM129 81V80H128ZM257 81V80H256ZM115 82V83H114ZM257 82H259V81H257ZM263 82V81H262ZM99 83H101L100 81H99ZM103 83V84H104ZM126 83H127V81H126ZM125 82H124V84H126ZM171 83H173V84H179L180 85V87H181V89H180V91H179V89H177L178 88V86L179 85H177V87H175L173 84H171ZM111 83H109V85H110ZM264 84V83H263ZM113 85H111V86H113ZM125 86V85H124ZM133 86V87H134ZM264 86V85H263ZM119 87V88H120ZM261 87H262V84H261ZM141 88V89H140ZM151 88V89H150ZM153 88V89H152ZM132 88H130L129 90H130V92L132 91L131 90ZM158 89V90H157ZM163 89V90H162ZM262 89H264V88H262ZM137 90H138V92H137ZM140 90H147V91H140ZM152 91V92H156V91ZM164 91V92H165ZM182 91V93H180ZM142 93V95H140L141 93ZM263 93H264V91H262ZM131 93H133V91L131 92ZM138 93V94H137ZM135 94H137L136 96H135ZM181 94V95H180ZM158 95H160V94H158ZM252 95V94H251ZM138 96V97H137ZM165 96V95H164ZM167 96V95H166ZM261 96V95H260ZM259 96V97H260ZM263 96V95H262ZM261 96V97H262ZM114 97H117V96H114ZM172 97H170L171 99V101L173 100L172 99ZM257 97V96H256ZM111 98H113V97H111ZM118 98V97H117ZM131 98V99H132ZM143 98H146V97H143ZM150 97H148L147 99H149ZM164 98V97H163ZM263 98V97H262ZM137 99H135V100H137ZM153 99H155V98H153ZM181 99V100H182ZM257 99V98H256ZM109 100V99H108ZM116 101L117 100H119V99H115ZM114 100V101H115ZM139 100H143V99H139ZM157 100H159V99H157ZM164 100V99H163ZM174 100V101H175ZM253 100H255V99H253ZM252 100V101H253ZM259 100V99H258ZM262 100H264V99H262ZM187 101V100H186ZM109 102L111 103V100H109ZM142 102V101H141ZM144 104H145V102H143ZM255 103V104H254ZM258 103V102H257ZM147 104V103H146ZM180 104V103H179ZM187 104V102L185 103V105ZM245 104V103H244ZM242 104V106L243 107H241V110H239L240 112H238L239 113V116L238 117H235V119H233V122H231V120H229V122H226V124H224L223 126L221 125V127L219 128V126L217 127L216 125H211L210 127H208V132H206L207 134L209 133V136L211 135L212 137H216L217 138V133H218V130L217 129H219V131L221 132V134H220V132H219V136H222V139L224 138L225 140H224V142L226 141V143L227 144H225L226 146V152L225 153H221V154H215V155H218L216 158L215 157H213V159L216 161L214 164V166L215 167H211L210 169H209V167H207L205 164L203 165V163H202V165L203 166H205L206 168H208V170H205V171H199V170H202L201 169V167L202 166H200L201 164H199V165H197V164H195V165H193V167H192V165H191V163L192 164H194L195 162L197 163V158H196V160H195V158H194V156H196L197 154L194 152V154L195 155H193V157L191 156V158H189L190 156H186V157H188L189 158V162H190V164H188V162H186L185 160H183V161H181L180 163H178V168L177 169H179L180 170V172H178V174L179 175H177V177L176 176H174V188H173V190L175 189V192H174V195H176V199L175 200H172V202L173 203H171L169 200H170V197H172L173 195H171V194H169V193H171L173 190H171V188L169 187V188H167L170 192H168V190L167 189H163V187H162V190H166L165 192H164V195L163 196H161V199H164L166 202H164V204H167L168 203V206H169V204H171V206H169L168 208H172L173 207V209H174V211H176V208L172 205V204H177V206H178V209H177V211L178 210H181V209H183V208H187V206L188 207H197L198 208V210H200L201 208H204V210H208V209H210L211 207H216V208H218L219 206H217V204L215 205V204H213V201L214 200H212V203H211V205H213V206H211L210 204V206L211 207H209V205L206 203L207 201L209 202L210 200L209 199H211L212 198V196H213V194L214 193H217V191L218 190H220V189H222V192H221V194L223 193V195L221 196V194H218L221 198L220 199H222V197L225 195H228V197H229V191L231 190H233V188L232 189H230V188H227L228 190H227V192H223V191H225L226 189H224V184L225 185H227L226 184V182H225V180H228V179H232V178H230L229 176H231L232 174H235L236 172H238V171H241V172H243V173H241L242 175V177H247V179H251V178H253L254 180H258V181H260L261 182V180H263L262 178H264V145L262 144V139L260 140L259 139V131H260V128H259V130H258V128L256 127V126H258L257 124H259V125H261L260 123L262 122V120H264V103L262 102V106L260 107V106H257V104H256V102L254 101V102H251L250 101V103H248V104ZM259 104V103H258ZM260 105H261V103H260ZM257 106V107H256ZM258 107L260 108V109H258ZM148 108V107H147ZM185 109V108H184ZM184 109L182 110V108H181V110L182 111H184ZM187 109H188V107H187ZM180 110V111H181ZM179 111V112H180ZM181 111V112H182ZM188 111L186 110V112H185V114L182 116V118H183V124H184V128L185 129H187L188 130V124L189 123H193L192 125L190 124V126H189V130H188V132L190 131V129L192 128L193 130H191V131H196L197 130V128H199L200 130H201V128L200 127H202L203 125H204V123L202 122L203 120H201V118H199V116L197 115V114H194V112L192 111V115H189V117L191 118V116H194V115H196V116H194V117H192V122H188L187 123V121L188 120H190L189 118L187 119V121H186V118H187V113ZM180 116L182 115L181 113L179 114ZM235 115H238V114H235ZM260 115H262V118L260 117ZM180 119V118H179ZM232 119V118H231ZM200 120V121H199ZM259 120V122H257ZM166 119H163V120H159V121H156L155 123H153V125H152V128L150 127V129H151V133H150V135L148 136L147 135V133H144V132H142L141 133V131H140V135L142 134V136H140L139 135V137H138V139L139 138H143L142 139V141L144 142V144H145V142H147L148 144H149V140H154V142H156V143H160L161 145L164 143V144H166L168 141H170V140H172V139H170V137H171V135L173 136V134H172V131H171V126H169V125H167L166 124ZM169 121V120H168ZM167 121V122H168ZM180 121V120H179ZM198 121V122H197ZM255 121H256V125H255ZM199 122H201L202 124H201V126L200 127H198V125L200 124ZM169 124H171V123H169ZM197 124V128L195 127V125ZM147 126H150V125H147ZM146 126V127H147ZM259 127V126H258ZM261 127V126H260ZM149 128V127H148ZM195 128V129H194ZM217 128V129H216ZM148 130V129H147ZM150 131V130H149ZM203 131V130H202ZM144 133V134H143ZM199 133V132H198ZM71 134V133H70ZM146 134V135H145ZM192 134H194V132H192ZM196 134V133H195ZM72 135V134H71ZM191 135V134H190ZM199 134H197V136H198ZM138 136V135H137ZM196 136V135H195ZM210 136V137H211ZM200 137V136H199ZM173 138V137H172ZM220 138V137H219ZM218 139V138H217ZM151 140V141H152ZM138 142V141H137ZM142 142V143H143ZM153 142V141H152ZM139 143L141 144V141H139ZM158 143V144H159ZM154 144V143H153ZM143 145V144H142ZM193 145V144H192ZM227 146L228 147H230V148H227ZM233 146L235 147V148H233ZM193 147H195V146H192V147H190V149L193 151ZM237 147V148H236ZM84 148V147H83ZM82 148V149H83ZM95 149H96V147H94ZM102 148V147H101ZM196 148V147H195ZM232 148V149H231ZM91 149V148H90ZM189 149V150H190ZM214 149V148H213ZM85 150V149H84ZM98 150V148L95 150L96 151V153L98 152L97 151ZM189 150H187L190 154H192L191 153V150L189 151ZM197 150L198 151H200V149H198V147H197ZM206 150H208V149H206ZM82 151V150H81ZM94 151V150H93ZM99 151H101L100 149H99ZM138 151H140L139 153H140V156H138V155H135V156H132L131 157V155H130V157H131V159H130V157H128L129 158V160L131 161V163H132V165L135 167V168H137V169H139L140 170V168H142V167H146V168H148V169H150V162L145 158V157H143V153H145V151L144 152H142V150H136V152H135V154H137V152ZM163 151H165L164 149H162V148H158V149H156V153H161V152H163ZM194 151H195V149H194ZM202 151H204V150H202ZM202 151H200V152H202ZM210 151V150H209ZM208 151V152H209ZM86 152V151H85ZM89 152V151H88ZM141 152H142V154H141ZM199 152V153H200ZM93 153V152H92ZM95 153V152H94ZM138 153V154H139ZM148 153V152H147ZM198 153V152H197ZM205 153V152H204ZM83 154H85V153H83ZM86 154H88L87 152H86ZM85 154V155H86ZM91 154V153H90ZM90 154H88V155H90ZM99 154V159L100 160H104V157H106V155L105 154H102V152H100V153H98ZM111 154V153H110ZM206 155L208 154V153H205ZM85 156V157H88V159L87 160H89V158H91V157H89V156ZM95 155V154H94ZM108 155V154H107ZM111 155H113V154H111ZM122 154H120V157H122L121 156ZM124 155V154H123ZM133 155V154H132ZM215 155H213V153H212V156H215ZM109 156V157H108ZM105 159H107L110 163H112L113 165H117L120 161H122V160H120V157H112V156H110V155H108ZM113 156H115V155H113ZM143 157V159H142V157ZM145 156H146V154H145ZM150 155H147L146 157H149ZM166 156V155H165ZM174 156V155H173ZM172 156V157H173ZM183 156V155H182ZM208 156H210V158H209V160L211 159V160H213L212 159V157H211V155H210V153H209V155H207L206 157L207 158H205L204 156V158H205V160L207 159L208 160ZM126 157H127V155H126ZM155 157V156H154ZM167 157V156H166ZM184 157H185V154H184ZM94 158V157H93ZM96 158V157H95ZM127 158V159H128ZM145 158V159H144ZM157 158H158V156H157ZM168 158V157H167ZM174 158V157H173ZM172 158V159H173ZM194 158V162L192 161V159ZM198 158H199V155H198ZM202 158V156L199 158V159H201ZM162 159V158H161ZM185 159V158H184ZM95 160V159H94ZM129 160H127L128 162H130ZM145 160V161H144ZM149 160H150V158H149ZM163 160V162H164V159H162ZM174 160V159H173ZM180 160V159H179ZM192 162H191V161ZM202 160H203V158H202ZM92 161V160H91ZM125 161H126V159H125ZM125 161H123V162H125ZM126 161V162H127ZM154 161V160H153ZM152 161V162H153ZM219 161V162H218ZM98 162V161H97ZM122 162V163H123ZM127 162V163H128ZM159 161L157 160V164L155 163L154 165L156 166H158V167H162V165H164L163 163H161V166H160V162L158 163ZM99 163V162H98ZM117 163V164H116ZM121 163V162H120ZM120 163H119V165H120ZM154 163V162H153ZM165 163V162H164ZM175 163L176 162H174V163H172V161H171V166H173V164L175 165ZM185 163H187L190 167V169L188 170L187 169V167L188 166H186L185 167ZM206 163V162H205ZM207 163H210L209 161L207 162ZM217 163V164H216ZM101 164V163H100ZM130 164V163H129ZM152 164V163H151ZM112 165V166H113ZM122 165V164H121ZM168 165L169 164H167L166 166H167V168H168ZM197 165V166H196ZM131 166V165H130ZM152 166V165H151ZM154 166V167H155ZM165 166V165H164ZM157 167V168H158ZM170 167V166H169ZM174 167V166H173ZM173 167H171V168H173ZM176 167H177V164H176ZM200 167V168H199ZM130 168V167H129ZM132 168V167H131ZM146 168H145V170H146ZM153 168V167H152ZM159 168V169H160ZM198 168V169H197ZM203 168V167H202ZM124 169H126V168H124ZM162 169V168H161ZM163 169H166V168H164L163 167ZM169 169V168H168ZM186 169V170H185ZM203 169H205V168H203ZM123 170V169H122ZM128 170V169H127ZM131 170V169H130ZM139 170H137L138 171V173L140 172ZM142 171H145V170H143V169H141ZM170 170H172V169H170ZM174 171H176V168L175 169H173ZM148 171V170H147ZM158 171V170H157ZM169 171V170H168ZM160 172H161V170H160ZM165 172V171H164ZM10 173L11 174H13L14 175V177L13 176H11L10 175ZM10 173L8 174V177H7V175L5 174V173H1L0 174V181L1 180H3V183L0 185L1 187H2V191H3V194H2V196H3V199H5L6 197H8L9 198V201H8V203H2V204H0V235L1 234H3L4 232H11V233H13V232H16V231H19L20 230V223L18 222V220H17V217H20V218H23L22 220H24V218L26 217V214H27V212L29 213L30 211H32V210H37L40 206H49L50 208H52V209H54L56 212H57V214H60V215H62L63 213H65V212H70V209L71 208H74L75 206H76V204L75 203H66V202H63V201H60V202H58V203H54V204H49V202H53V199L51 200V201H49V202H47V203H45V201H44V199H45V197L46 196H48V195H58V194H60V195H62L60 198H61V200L62 199H64V197L63 196H65V195H68V194H71L72 192H73V190L75 189V188H77V187H82L83 185H84V187L85 188H87V189H91V190H95L94 188H92L91 187V178L90 177H88V178H86V177H79V176H77L76 174H74V173H72V174H68L67 176H65V177H63V178H55L54 176H53V178H52V181H51V187H50V185H48V184H45V185H43L42 183H38L39 181H37V183H38V185L40 186L39 187V189H36L35 190V194L33 195V198H32V200H30V201H25L24 200V198H25V196H24V190H25V187L19 182V180L17 179V178H15V175L16 176H18L17 174H18V172H16V171H14L13 169L12 170H10ZM147 173V172H146ZM154 173V172H153ZM152 173V174H153ZM157 173V172H156ZM171 173H173V172H171ZM117 174L119 175V180H121L120 178V170H118L117 171ZM159 174V173H158ZM162 174H164V173H162ZM174 174H176V173H174ZM237 174V173H236ZM235 174V175H236ZM238 174H239V172H238ZM244 174V175H243ZM156 175V174H155ZM155 175H153V176H155ZM170 176H172V175H170ZM232 176H234V175H232ZM12 177L13 178H15L17 181H15V180H13L12 179ZM176 177V178H175ZM235 177V176H234ZM228 178V179H227ZM165 179H166V176H165ZM243 179V178H242ZM149 180V183H151V179H148ZM169 179H167V183L169 182L168 181ZM176 180V181H175ZM155 181V180H154ZM154 181H152V182H154ZM161 181V180H160ZM162 181H164V179L162 178ZM171 181V180H170ZM146 182V181H145ZM165 182H166V180H165ZM222 182V183H221ZM231 182V181H230ZM230 182H229V180L227 181V183H229L230 184ZM257 182V181H256ZM256 182H254V183H256ZM148 183V182H147ZM146 183V184H147ZM161 184L162 183H164V182H160ZM166 183V185L167 186H169L168 184ZM171 183V182H170ZM169 183V184H170ZM233 183V181L231 182V184ZM122 185H123V183H121ZM152 184V183H151ZM160 184V185H161ZM145 185V184H144ZM149 185V184H148ZM172 185H173V182H172ZM171 185V186H172ZM150 186V185H149ZM159 186V185H158ZM233 186V185H232ZM231 186V187H232ZM264 186V185H263ZM123 187V186H122ZM144 186H142L141 188H143ZM227 187H229V185H227ZM244 187H246V186H243V189H244ZM151 188V187H150ZM10 189V190H9ZM224 189V190H223ZM9 190V191H8ZM50 190V191H49ZM123 190V189H122ZM121 190V192L123 193H121V192H119V191H114L113 189H109L108 190V193H107V195H109V198H110V201H109V199H108V205H109V203H110V205L111 206H109L111 209H112V211H114L115 212V214L118 216V214L120 213V207L122 206V204H121V201H120V198L122 199V201H128V200H130V198H131V196H125L124 195V192ZM139 190V189H138ZM149 190V189H148ZM156 190V189H155ZM155 190H153V188H152V191L151 192H153L154 191V194H155ZM247 190V189H246ZM45 191H47V192H45ZM141 191V190H140ZM248 191V190H247ZM37 192V193H36ZM133 192V191H132ZM158 192V194H159V192L162 194L163 192L161 191V188H160V190L159 191H157ZM156 192V193H157ZM219 192V191H218ZM245 192V191H244ZM134 193V192H133ZM132 193V194H133ZM138 193H139V195H138ZM136 192V194L138 195V197L140 196V193H142V197H143V192ZM149 193V192H148ZM228 193V194H227ZM243 193V192H242ZM135 194V193H134ZM133 194V195H134ZM145 194H146V192H145ZM154 194L153 195H151V196H154ZM232 194V193H231ZM244 194H247V193H244ZM169 195H171L170 197H168ZM234 195V194H233ZM5 196V197H4ZM177 196H179V198H177ZM215 196V195H214ZM224 196V197H225ZM63 197V198H62ZM147 197V196H146ZM149 197V196H148ZM155 197H157V195H155L154 196V198ZM211 197V198H210ZM223 197V198H224ZM235 197H236V195H235ZM105 198V197H104ZM216 198V197H215ZM230 198V197H229ZM232 198H233V196H232ZM58 199V198H57ZM103 198H99V199H97L95 202H94V205L93 204H91V203H86V205H85V207H84V210H85V212L87 213L91 208H93L94 210H95V212L93 213V214H90V215H88V217L89 218H94V217H96L97 215H99V214H101L102 212H104V210L106 209V208H108L107 206H106V204H103V203H105V202H103V200H102ZM144 199H145V195H144ZM158 200H160L159 198H157ZM217 199H218V197H217ZM219 199V200H220ZM105 200H106V198H105ZM146 200V199H145ZM154 200V199H153ZM168 200V201H167ZM216 200V199H215ZM219 200H218V202H219ZM225 200H226V198H225ZM245 200V199H244ZM155 201V200H154ZM157 201V200H156ZM227 201V200H226ZM228 201H230V200H228ZM234 201V200H233ZM204 202L207 204V206L205 205V207H203L204 205H202V204H204ZM215 202V201H214ZM246 202H247V200H246ZM217 203V202H216ZM221 203V202H220ZM219 203V204H220ZM224 203V205H227V203H225V201L223 202ZM222 203V204H223ZM232 203V202H231ZM164 204H159L160 206L158 207V205H157V207H156V203H155V207H154V209H153V207H150L151 209H153L152 210V214H150V209L148 210L149 211V213H146L145 211V213L143 212V215L141 214V215H138L139 217H136L137 219L139 218V219H141V222H142V220H144V221H146L147 222V220L150 218V216L151 217H154V218H152V220L153 221H155V222H153V223H155V225H158L159 223V225L158 226H155L154 227V224H153V227L154 228H156L158 231H156V230H154L153 229V227H152V229L153 230H151V233H152V231H155L154 233H153V235L151 234V235H149V237H146L147 235H145L144 236V231L142 232V228H140L139 229V227L137 228V226H139V224H137V226H136V224H135V226H136V233L134 234V233H132L131 234V232L129 233L128 232V230H127V228H126V226L125 227H123L122 229H125V230H121L122 231V233L121 234H119V233H117V234H115L114 233V235H113V237H108V235L107 236H105V235H101V236H105V237H108L109 239H113L112 240V242L115 244H113L114 246H112V247H114L113 248V250H111V251H107V253H105V255L107 256V254H109L108 255V257H105L104 256V258H101L100 257V255H96L97 253H95V255H87L86 254V256L84 255V256H82V257H80V258H78L77 259V261L78 262H76V263H74V261H73V263L72 264H88L89 262H90V260L88 261H86V259H91V260H93V261H91L90 263L91 264H187V263H190V264H264V242H263V240L261 239H258V240H256L257 239V237H256V239H255V237H253L252 235H254L255 236V232H253L254 234H248L247 235V238L246 239H244V240H246V241H244V243L243 242H241L240 241V239H236L235 238V233L234 232H236V230L238 231V228H239V224H238V221H236V223H234L233 225H234V227H235V231L234 232H232L233 230H231L230 232H224L225 231V229L229 226L228 224H227V227L226 226H224V231H222V229L221 228H223V226L222 225H220L221 223L219 222L220 221V219H219V223L217 224V226H216V223H217V221H216V223L214 224V221L216 220V219H218V215L219 214H215L216 216H218L217 218L215 217L214 218V216L215 215H211V213H210V215H209V211L210 210H208V212H207V214H203L202 215V213H199V219H196L197 221H192V220H195L194 218L192 219V218H189L190 220H188V217H184V214H183V212H185L184 210L182 211V217H184V218H186V220H188V222L185 220V219H183L182 217H180L181 216V214H179V217L177 218V216H178V214L176 215V214H174L173 212V216H172V218L174 219V217L176 218V220H177V222H176V224H174L175 222L173 221V220H171V221H173V224L174 225H177L176 226V228L173 230V224H172V228H171V226H169V224H167L168 222H170V221H168L166 218L168 217L167 215H169L168 213H171L169 210H171L172 211V209H168L167 208V206H165L166 208H163L164 207ZM221 204V205H222ZM230 205V204H229ZM244 206V205H243ZM180 207H181V209H180ZM209 207V208H208ZM233 208V207H232ZM237 208V207H236ZM236 208H234L235 209V211L237 210ZM168 209V213H167V210ZM188 210L190 209V208H187ZM192 209V208H191ZM228 209V208H227ZM231 208H229V210H230ZM233 209V210H234ZM238 209H240V207H238ZM131 209H129L128 210V213H129V217L128 216H125V218H126V220H128L129 219V223H132V221H135V217H134V215H132V210L130 211ZM157 210V211H156ZM188 210H186V211H188ZM212 210V209H211ZM219 210H222L221 209V207H220V209ZM233 210H232V212H233ZM166 211V212H165ZM192 211V210H191ZM197 211V210H196ZM212 211H214V210H212ZM225 211H227V210H225ZM231 211V210H230ZM238 211V210H237ZM1 212H2V214H1ZM20 214H19V213ZM142 212V211H141ZM181 212V211H180ZM203 212V211H202ZM231 212V213H232ZM188 213V212H187ZM195 213V212H194ZM193 213V214H194ZM203 213H205V212H203ZM215 212H213V214H214ZM222 213H224L223 212V210H222ZM226 213H229V212H226ZM231 213H229V214H231ZM87 214H89V213H87ZM167 214V215H166ZM195 214H197V213H195ZM194 214V215H195ZM237 214V213H236ZM236 214H235V212H234V214L233 215H235L236 216ZM153 215V216H152ZM175 215V216H174ZM185 215H186V212H185ZM225 215V214H224ZM133 216V217H132ZM137 216V215H136ZM164 216H165V219H164ZM167 216V217H166ZM187 216V215H186ZM232 216V215H231ZM239 216V215H238ZM191 217V216H190ZM193 217V216H192ZM229 217H230V215H229ZM135 218V219H134ZM171 218V219H172ZM209 218L212 220L213 218V220H212V223L210 222V224H209V226L211 225H215V227H220L219 228V231H220V229H221V231L219 232V231H217L216 229V231L215 230H213V231H215V233H213V232H211V231H209V226H208V224H207V222L206 221H208L209 220ZM236 217H233V219H235ZM239 218V217H238ZM2 219V220H1ZM138 219V220H139ZM178 219H181V220H179L178 221ZM230 219V218H229ZM137 220V221H138ZM164 220H165V222L166 221H168V222H166V223H164ZM232 220V219H231ZM236 220H239V219H237L236 218ZM142 222L141 224H142V226L141 227H143V229H145L146 230V227H144L147 223H145V222ZM159 223H158V222ZM189 221H192V222H189ZM230 221V220H229ZM139 222H140V220H139ZM232 222H234V221H232ZM172 223V222H171ZM145 224V225H144ZM161 224H165V227H164V225H161ZM166 224L168 225V226H166ZM224 224V223H223ZM232 224V223H231ZM144 225V226H143ZM218 225H220V226H218ZM224 225H226V224H224ZM232 225V226H233ZM147 227H149L148 225H147ZM164 227V228H163ZM226 227V228H225ZM150 228H151V226H150ZM161 228V229H160ZM163 228V229H162ZM229 228H230V226H229ZM233 228V227H232ZM139 229V230H138ZM211 230V229H210ZM253 230H255V229H253ZM207 231H209V232H207ZM260 233H261V235H263L264 234V232H263V234H262V231H263V229H262V231H260V230H258ZM119 232H120V230H119ZM111 233V232H110ZM109 233V234H110ZM123 233H124V235H123ZM121 236H122V238H121ZM0 238H2L1 236H0ZM101 238V237H100ZM107 238V239H108ZM104 241H105V239H104ZM108 241V240H107ZM106 241V242H107ZM103 242V241H102ZM112 242H108L110 245H111V243ZM124 242V243H123ZM233 243L234 244V246H236L235 248H234V250H231V248H226V246H225V244H227V243ZM108 243L107 244H105V247L108 245ZM214 244H217L216 246H213ZM222 246V247H220V245ZM232 244V245H233ZM104 245V244H103ZM152 245V246H151ZM130 246H132V249L130 248ZM107 247H110V246H107ZM111 247V248H112ZM136 247H138V249H135ZM215 248V249H214ZM135 249V250H134ZM103 259H107V261H103ZM83 261L85 262V263H83ZM101 261H103V262H101ZM88 262V263H87ZM89 263V264H90Z\"/></svg>",
  "mask_w": 264,
  "mask_h": 264
}]
</instances>
